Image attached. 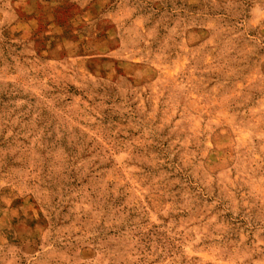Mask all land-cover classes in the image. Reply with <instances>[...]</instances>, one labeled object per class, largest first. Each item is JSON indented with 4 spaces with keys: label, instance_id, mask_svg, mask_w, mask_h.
<instances>
[{
    "label": "rangeland",
    "instance_id": "obj_1",
    "mask_svg": "<svg viewBox=\"0 0 264 264\" xmlns=\"http://www.w3.org/2000/svg\"><path fill=\"white\" fill-rule=\"evenodd\" d=\"M0 264H264V0H0Z\"/></svg>",
    "mask_w": 264,
    "mask_h": 264
}]
</instances>
